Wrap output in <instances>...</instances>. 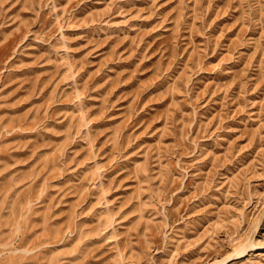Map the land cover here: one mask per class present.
<instances>
[{"label": "rangeland", "instance_id": "1", "mask_svg": "<svg viewBox=\"0 0 264 264\" xmlns=\"http://www.w3.org/2000/svg\"><path fill=\"white\" fill-rule=\"evenodd\" d=\"M0 264H264V0H0Z\"/></svg>", "mask_w": 264, "mask_h": 264}]
</instances>
